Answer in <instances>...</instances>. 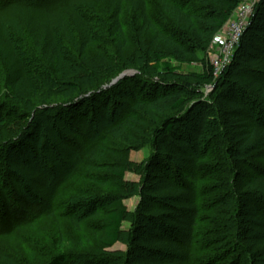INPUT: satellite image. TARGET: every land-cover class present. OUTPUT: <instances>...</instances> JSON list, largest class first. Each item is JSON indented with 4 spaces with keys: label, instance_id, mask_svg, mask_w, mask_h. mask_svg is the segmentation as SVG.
Instances as JSON below:
<instances>
[{
    "label": "trees",
    "instance_id": "16d2710c",
    "mask_svg": "<svg viewBox=\"0 0 264 264\" xmlns=\"http://www.w3.org/2000/svg\"><path fill=\"white\" fill-rule=\"evenodd\" d=\"M37 1L40 2V0ZM37 1L0 0V12L9 10L10 16L13 18L10 23L5 21L3 24L0 23V63L6 69L4 79L0 82V240L4 236L14 235L16 229L29 227L36 221V218L44 214L51 220L58 219L59 208L65 209V207H62L63 202L57 203V198L53 197V194H50L52 195L51 200L47 202V204L49 203L48 208L41 201H38L36 203L40 205L38 204L35 207L34 203L29 204L25 214L12 213V204L9 205V201L14 203L17 196L22 194H16V189L13 186L15 185L14 181L18 177L17 172L11 170L13 166L12 153L16 157L21 154L19 146L24 140H28V136H33L35 139L39 138V133L36 131L37 127H33L32 130L31 125L25 126L18 123V118L25 117L28 111L34 108L32 105L37 103L35 99L38 97L43 104L35 106V109H39L41 106V111L50 112L53 114L52 117L58 118V120H65V123L73 130L71 134H67L61 128L57 129L58 139H62L63 142H67L75 149L79 147L81 153L80 158L83 163L81 166H77L71 175L75 174L80 178L86 177L83 169L86 166H89L90 169L100 167L107 172V179L105 178V180L100 182H98L96 177H86L92 188H97L104 192L108 205L107 212L101 222L102 234L100 241L103 244L101 249V251H104L101 252L103 257L116 259V262L122 261L123 258V264H129L132 261L133 263L136 262V264L141 262V264H170L171 262L167 261L166 263L164 259L153 257L154 254L161 253V255H168L172 259L176 258V256H182L185 260L189 259V264H196L197 261L193 259L192 255L198 252L196 247L201 236L199 233L201 227L200 218L208 211L204 204L199 203L198 198L210 195L213 190L206 192V189L203 192L204 194L201 195V192L197 189L194 194L195 198L188 200L186 198L188 185L190 184L192 188L200 186V183H197L200 179L197 171H204L205 166L197 167L198 161H196L190 172L183 177L185 169H182V165L173 166L172 159L168 162L162 156L161 151L164 149L162 143L167 137L174 136L179 143H184L190 156L188 157L189 159H196L199 156L198 152H201V158L207 159L213 142H209L211 139L208 138V140L206 135L212 124L218 126L217 128H212V132L217 130L220 132L222 130L221 136L226 138V140L228 139V134L234 132L238 141L244 146L253 142L256 138H263L264 141V115H262L260 110V112H257L260 114L259 117H256V114L254 115L256 110L250 104H254L251 101L255 98L254 96L257 98L262 97L264 101V71L261 73L263 77L259 79H250L238 75V77H244L242 85L239 84V86L233 87L237 90L236 93L239 98L237 94L236 97H232L231 93L227 97H220V95L216 94L211 97H203L204 92H197V90L207 88L211 84L218 82V77L215 73L216 69L212 61L209 60L206 50L212 34L224 27L245 0H155L168 21V25L164 28L159 27L149 13V0H91L93 5L100 9L107 18L109 32L116 40V59L119 62L126 61L129 51L128 37L123 26L124 13L129 11L135 16L143 38L146 37L149 40L144 60L139 63L130 62V64L137 66L141 71V75L157 74L163 71L171 77L170 79L176 80H171V82L164 81L165 83L160 86L162 91L159 93L155 92L152 97L142 99L140 96H135L136 106L143 111L154 112L156 115L161 116L160 121L152 126L154 138H152L150 144L154 149V153L144 167L146 178L141 185L135 181L127 180L126 174L132 170L133 163L126 156L116 155L117 157L113 161L103 162L105 166L97 165L100 158L104 157L105 152L108 151L104 145L105 136L108 135L114 142H125L127 145H132L135 142L131 136L132 133L138 131L134 124V112H130L126 118L117 121L110 127L104 128L103 122L98 124L96 129L98 130L99 127L102 129L101 132L99 130L98 135H86L84 141L77 142V140L80 141L82 135L90 133L87 130L89 118L86 113L82 115L77 112L78 106L90 98L96 100L98 97L100 98L107 94L109 96L112 95L115 90L123 88L121 87L123 84L132 81L131 75L119 79L120 81L117 84L110 86L108 84L113 80L110 78L115 73L113 66L107 64L91 69L85 67L86 71L83 76L70 80L71 82L69 80H60L64 87L70 82V89L74 90V92L54 102L55 99L52 98L53 94L50 93V89L53 85L55 86L54 79L58 78V74L62 69L61 65L65 63V60H63V49L58 39H65L72 44V42L76 41L75 35L77 37V43H75L79 49L78 60L84 61L85 64L89 48L93 45V33L87 17L68 3L63 2L61 5L43 7ZM193 1L198 3V7L193 6ZM257 19L256 22L258 23L257 25L255 23L254 28L257 29L260 37L264 38V14ZM14 22L26 34L24 39L16 38L14 31L10 30V28H13ZM21 40H25L26 49H33L37 52L38 57L43 61L46 68L48 67L50 71L55 72L56 76L53 75L51 77L50 88L48 87L49 93L43 92L42 95H38L43 90H35L33 88L32 81L35 82L37 78L31 76L39 75L40 71L38 69L42 66L39 65L40 60L38 58L34 60L33 55L28 53L29 50L28 52L24 51L25 49L21 46ZM24 52L25 55L23 54ZM199 52L206 54L203 58H200ZM259 61L264 66V59ZM195 62L203 64L202 73L186 75L180 73L181 66L185 64L192 65ZM125 66L120 65L118 67L119 71H124L126 69ZM71 74L67 73L66 75ZM48 75L50 74L48 73ZM137 76L135 75V77ZM179 79L181 81H178ZM79 82H83L82 85ZM219 87H222V85L220 84ZM3 90L6 92L5 94H2ZM51 91L53 92V90ZM117 94L123 96L121 91L114 93V95ZM44 95L46 100H44ZM192 97H196L198 100L190 105L189 100ZM218 100L220 103L216 102ZM50 103L59 105L53 106ZM186 106L190 107L184 109ZM182 109L184 111H181ZM216 111L218 117L212 121L211 114ZM17 113H20L21 116L16 117ZM220 115H222L221 121L219 120ZM92 120L94 118H91L90 122ZM257 120H259L258 124L256 123ZM185 122L187 123L186 129L182 126ZM50 138L52 140V137ZM228 141L227 143L230 142ZM27 142L29 145L30 141ZM56 143L55 141L54 143L50 142L49 145L48 142H45L42 147L50 152L58 148ZM186 148L183 150H186ZM32 149L36 158L41 155V148L39 149L37 144H34ZM229 150V156L234 157L237 153L236 147L229 146ZM179 153L176 152L177 155ZM165 161L168 164H165ZM92 162L96 163V165L92 164ZM162 164L164 167H162ZM47 167L49 168L48 165ZM177 168H180V170H177ZM82 169L83 171L81 172ZM167 171H172L174 174L172 176L169 175V178H167L163 176L164 172L166 173ZM151 176L161 178L160 182L164 181V177L167 178L170 181V185L167 186L168 190L177 192L179 195L182 194L185 197V201L172 207L168 206L169 204L161 203L163 201L162 197H159L162 200L160 203H157V199L154 198V206L158 204V208L163 211L172 210V208L174 211L165 214L147 215L148 212L143 210L142 205H146V202L153 196L147 193L150 188H153L148 185L152 181ZM68 177L60 180L57 175L52 178V187L57 196L64 194V192L68 193L66 191L71 190L69 188L71 186L69 182L71 181ZM249 178L248 183L252 185L264 184V178H261L256 173ZM154 188L156 187L154 186ZM10 189L11 191L8 193ZM134 195L142 197L141 205H139L138 210L130 213L125 200ZM71 197L68 198L67 209H65L68 212L63 214V216L71 220V223L77 224L73 213L84 204L90 207L91 210H96L93 213L94 217L101 218L103 210L100 207V203H102V200L100 202L94 201L93 203L90 200L78 202V198ZM69 199L71 202H69ZM19 201L22 204V200L20 199ZM256 206H254L256 212L254 225L264 231V207L262 208L257 204ZM143 219L148 220V223L154 222L155 228H158L155 234L152 231L149 232L148 242L150 246L148 248L141 246L138 242L140 234L146 228V226L144 227L141 224ZM126 221L131 224L129 230L124 229L123 226ZM121 241L129 245L128 252L118 251L112 253L107 250ZM69 246L70 244L67 241L62 240L59 246L61 250L46 264H69L70 261H73L74 264H90V259L87 258V261L81 263L80 255L66 252V248ZM261 248H264V240ZM260 250V247L255 250L251 249L250 255L257 259L261 256ZM145 252L147 255L150 254L148 260H143Z\"/></svg>",
    "mask_w": 264,
    "mask_h": 264
},
{
    "label": "rangeland",
    "instance_id": "374dc122",
    "mask_svg": "<svg viewBox=\"0 0 264 264\" xmlns=\"http://www.w3.org/2000/svg\"><path fill=\"white\" fill-rule=\"evenodd\" d=\"M63 2L68 3L71 7L78 12L80 11V13L87 17L91 32L93 33V45L89 48L88 57L86 58L87 61H85L86 63L84 64V61L78 60L79 49L77 48V37L75 35L76 43L72 42V44L65 39H58L63 49V60H65V63L61 65L62 69L58 74V78L54 79V88L52 87L50 89V93L53 94L52 98H54V102H56V100L59 101L67 94L71 95L74 90L70 89V82L81 75L83 76L86 71L85 67L91 69L107 64L113 66V71H115V73L113 77L110 78L111 80L113 79L112 81L110 80L111 82L108 84L110 86L120 81L113 83L116 77L123 73L134 71V74L127 75H131L130 78L132 81L123 84V86H121L123 88L115 90V92H123V96H120V94L114 95V92L110 96L107 94L106 96L98 97L96 100L90 98L78 106L77 112H80L82 115L86 113L89 118L87 130H89L90 133L82 135L80 141L77 140V142L84 141L86 135H98L99 130L100 132L102 130L101 127H99L98 130L96 129L98 124H102L103 122V125H105L104 128H107L117 121L126 118L130 112H134V124L138 131L131 135L135 141L132 144L133 146L130 144L129 146L125 142H114L108 135L105 136L104 145L107 147L108 151L105 152L104 157L100 158L99 164L97 165H104L103 162L113 161V159L117 157L116 155L126 156L128 160L133 163L132 170L126 174L127 180L131 182L135 181L141 185L146 178L144 167L150 156L154 153V149L150 144L152 138H154L152 126L160 121L161 116L156 115L154 112L149 113L143 111L136 106L135 96H140L142 99L152 97L155 92L159 93L162 91L160 86L162 83H165L164 81L171 82V80H176L170 79L171 77L163 71L157 74L141 75L139 68L130 64V62L139 63L144 60L145 53L148 50L147 44L149 43L146 37L143 38L140 27L132 12L126 11L124 13L123 26L128 37L129 51L126 61L119 62V60L116 59V40L109 32L107 18L100 9L93 5L91 0L37 1V3L43 7L61 5ZM197 4L198 3L193 1V6L198 7ZM245 4H249L253 12L246 21L243 33V35H245H242V38L234 44L226 54L223 53L222 37L228 27V22L221 30L212 34L206 52L209 60L212 61L216 69L215 73L218 77V82L216 84H211L207 88L197 90V92H204L203 97H211L214 96V94L220 95V97H227L230 93L232 97H236L237 90L233 87L244 83V77H238V75L250 79H259L263 77L261 73L264 71V66L259 60L264 59V38L260 37L254 25L258 23L256 22L258 20L257 18H260V16L264 14V0H245ZM149 13L159 27L161 26L164 28L168 25L166 15L163 14L155 0H149ZM232 18H235V15ZM4 21L8 23L13 21L9 10L0 12V23L3 24ZM12 27L13 28H10V30L12 32L14 31L13 33L16 35V38L24 39L26 34H24L16 22H14ZM20 42L22 43V48L25 49L23 50L28 52L29 49H26L24 45L25 40H21ZM28 53L33 55L34 60H37V58L40 60L35 50L31 49ZM23 54L25 55V52ZM205 54L206 53L199 52L200 58H203ZM217 59L221 63L219 66L214 63ZM39 65L42 66L38 69V71H40L39 75H32L31 77L37 78L35 82L32 81V86L35 90H43L38 94L42 95L43 92L49 93L48 87L51 83V77L55 75V72L50 71L48 67L46 68L42 60H40ZM120 65H126V69H124V71H119L118 67H120ZM175 65L177 64L175 63ZM5 70L3 64L0 63V82L4 79ZM202 72L203 64L200 62H195L192 65L185 64L180 68V73L184 75ZM48 73L50 75H48ZM63 73L72 74L64 75ZM135 75L138 76L135 77ZM60 80L71 81L64 87ZM178 81L181 80L179 79ZM82 83L83 82L80 84L82 85ZM220 84L222 87H219ZM51 90H53V92ZM5 93L6 92L3 90L2 94ZM251 93L255 95L254 92L251 91ZM254 97L258 100L253 98L251 101L254 102V104H250L256 110L254 115L256 114L255 116L259 117L260 114L257 112H260V110L262 111V115H264V101L262 97ZM33 99L35 98L33 97ZM35 100H37L38 104H33L32 106L34 108L28 111L25 117L18 118V123L25 126L31 125L32 130L33 127H37L36 131L39 133V138L35 139L33 136H28L27 141H30V146L28 142L24 140L19 146V148H21V154H18L16 157L14 153H12L13 166L11 170L17 172L18 177L14 181L15 185L13 186L16 189V194L22 193L17 196L14 203L9 201V205L12 204V213L25 214L27 213L26 208L28 205L34 203L33 205L36 207V205L39 204L36 203L38 201H41L42 204L48 208L49 203L47 204V202L51 200L52 195L50 194H53V197L57 198V203L63 202L62 207H65V209H67V200L70 196H72L71 198H78V202L90 200L91 203H93L94 201L100 202V200H102L100 207L103 210V214L101 218L94 217L93 213L96 210H91L90 207L84 204L73 213L77 222L76 225L71 223L69 218L63 216L64 213L68 212L63 208H59L58 219L51 220L44 214L36 218V221L29 227L16 229L14 235L1 238L0 264H46L51 261L53 256L58 254L59 250H61L59 246L62 240L70 244V246L66 248V252L80 255V258L83 260H81V263L87 261L86 259L88 258L90 259V264H123V258L122 261L116 262V259H107L103 257L101 253L104 252L101 251L103 245L100 241L102 234L101 222L103 216L107 212L106 209L108 205L106 203V197L103 194L104 192L97 188H92L91 185H89L90 182L86 179L87 176H93L98 179V182L105 180L108 176L107 172H105L106 170L100 167L97 169H90L89 166H86L83 168L86 177L80 178L75 174L71 175L73 170L83 163L80 158L81 153L79 147L75 149V147L67 142H63L62 139H58L57 129L61 128L67 134H71L73 130L65 123V120H58V118H53V114L50 112L41 111V106L39 109H35V106L43 104L38 97ZM44 100H46V98ZM197 100L198 98L192 97L189 100V104L192 105ZM216 102L220 103L219 100ZM50 105L56 106L59 104L50 103ZM219 106L221 107V105ZM188 107L190 106H186L184 109ZM184 109L181 111H184ZM211 115L212 121L218 117L217 111L213 112ZM17 116H21V114L17 113L16 117ZM91 118H94V120L90 122ZM220 119L222 120V115H220L219 120ZM258 121L259 120L256 122L257 124ZM182 126L186 129L187 123H183ZM217 127L216 124H212L206 135L207 139H211H208L209 142H213L207 159L201 158V152L197 153L199 156H197L196 159H189L188 157L190 156L188 155L184 143H179L174 136L167 137L162 143L164 148L163 151H161L162 156L168 162L172 159L173 166L182 165V169H185L183 177L190 172L196 161H198V164H195L197 167L205 166L204 171H197V174L200 176L197 183H200V186L192 188L190 184L188 185V193L186 194L188 200H193V198H195L194 194L197 192V189L201 192V195L204 194L203 192H205L204 190L206 189V192L213 190L210 195L198 198L199 203L204 204L205 207L208 208V211L200 218L201 227L199 233L201 236L198 239L199 241L196 247L198 252L192 255L193 259H196V264H212L215 262L217 264H264V248H261V244L264 240V231L260 227L254 225L256 216L254 206L257 204L262 208L264 207V184L252 185L248 183L249 177L254 173L264 178L263 138H256L253 142L245 144L244 146L238 141L234 132L228 134L227 140L221 136L222 130H220V132H218V130L212 132V128ZM47 136L49 137L47 138ZM50 137H52L53 141ZM54 141L57 142L58 148H54L55 150L50 152L43 149L44 147H42V144L44 145L45 142H48L50 145V142L54 143ZM227 141L230 144L227 143ZM34 144H37L39 149L41 148V155L37 156V158L32 151ZM229 146L236 147L237 153L234 157L229 156ZM185 148L186 150H183ZM176 152H180L179 155H177ZM166 161L164 163L168 164ZM92 164L96 165L94 162H92ZM162 167H164V165ZM177 170H180V168H177ZM173 174L172 171H167L166 173L164 172L163 176L169 178L168 176H172ZM57 175L60 180L69 176L68 178H70L69 180L71 181L69 182L71 184L69 188L71 190L66 191L68 193L64 192V194H59V196L54 193L52 178ZM151 178L152 181H150L148 185L153 188H150L147 193L153 196L146 202V205H142V208H144L143 210L148 212L147 215L165 214L174 211L173 208L172 210L163 211L158 208V204L154 206V198L157 199V203H160L162 200L159 197H162L163 201L161 203L169 204L168 206L172 207L185 201V197H183L182 194L179 195L177 192L168 190L167 186L170 185V181L167 178L164 177L163 182H160L161 178H156V176H151ZM154 186L156 188H154ZM10 191L11 189L8 190V193ZM31 191L33 195L30 193ZM20 199L22 200V204H20ZM70 199L69 202H71ZM141 200L142 197L140 195H134L125 200V204L130 213L138 210L139 205H141ZM141 224L144 225V227L146 226V228L140 234L138 242L141 246L148 248L150 246L148 242L149 232L152 231V233L155 234L158 228H155L154 222L148 223L146 219H143ZM123 226L126 230L131 228L129 221H126ZM259 247L261 249L259 251L261 256L255 259L254 256L250 255V251L251 249L255 250ZM107 250L112 253L118 251L128 252L129 245L121 241L118 242L116 246L108 248ZM137 250L139 251L138 247ZM149 255L150 254L147 255L145 252L143 260H148L150 257ZM153 257L156 259H164L166 263L167 261L174 264H189L190 262L189 259L185 260L182 256H176V258L172 259L168 255H161V253L157 255L154 254ZM69 264L74 263L70 261ZM129 264H136V262L133 263L132 261Z\"/></svg>",
    "mask_w": 264,
    "mask_h": 264
},
{
    "label": "built area",
    "instance_id": "2783aa9c",
    "mask_svg": "<svg viewBox=\"0 0 264 264\" xmlns=\"http://www.w3.org/2000/svg\"><path fill=\"white\" fill-rule=\"evenodd\" d=\"M252 9L249 4L242 3L241 6L235 11V18L228 21V27L222 37L223 53L226 54L234 44L241 38L245 30L247 19L252 14ZM215 65L219 66L221 63L217 59Z\"/></svg>",
    "mask_w": 264,
    "mask_h": 264
},
{
    "label": "water",
    "instance_id": "95a60500",
    "mask_svg": "<svg viewBox=\"0 0 264 264\" xmlns=\"http://www.w3.org/2000/svg\"><path fill=\"white\" fill-rule=\"evenodd\" d=\"M129 74H134V71H129V72H126V73L121 74L120 76L116 77V79H114L113 83L119 81V79H122V78H124L125 76H127Z\"/></svg>",
    "mask_w": 264,
    "mask_h": 264
}]
</instances>
